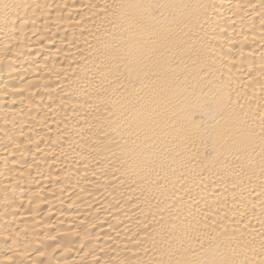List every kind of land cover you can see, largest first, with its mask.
Returning a JSON list of instances; mask_svg holds the SVG:
<instances>
[{
	"label": "bare ground",
	"instance_id": "obj_1",
	"mask_svg": "<svg viewBox=\"0 0 264 264\" xmlns=\"http://www.w3.org/2000/svg\"><path fill=\"white\" fill-rule=\"evenodd\" d=\"M0 264H264V0H0Z\"/></svg>",
	"mask_w": 264,
	"mask_h": 264
}]
</instances>
